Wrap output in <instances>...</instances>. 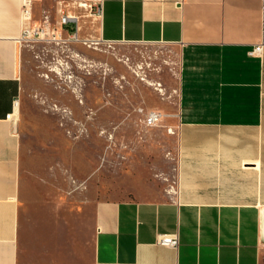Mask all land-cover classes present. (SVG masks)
Listing matches in <instances>:
<instances>
[{"label":"crops","instance_id":"crops-1","mask_svg":"<svg viewBox=\"0 0 264 264\" xmlns=\"http://www.w3.org/2000/svg\"><path fill=\"white\" fill-rule=\"evenodd\" d=\"M82 1L31 0V24L64 12L83 40L179 50L174 186L97 202L86 249L45 247L21 213L22 0H0V264H264V50L250 54L261 0H101V14ZM174 234L178 249L157 243Z\"/></svg>","mask_w":264,"mask_h":264},{"label":"rangeland","instance_id":"rangeland-1","mask_svg":"<svg viewBox=\"0 0 264 264\" xmlns=\"http://www.w3.org/2000/svg\"><path fill=\"white\" fill-rule=\"evenodd\" d=\"M76 21L20 56L22 218L61 253L90 246L97 202L165 199L176 173L178 48L83 40Z\"/></svg>","mask_w":264,"mask_h":264},{"label":"built area","instance_id":"built-area-1","mask_svg":"<svg viewBox=\"0 0 264 264\" xmlns=\"http://www.w3.org/2000/svg\"><path fill=\"white\" fill-rule=\"evenodd\" d=\"M32 2L31 0H22V20L25 24L24 30H23V39L25 38H37L38 36H41L46 30L47 27L44 24H48L50 17L48 15H45L43 17L44 24L42 27L40 26H33L31 24V15H32ZM97 12L101 14L102 12V4L100 0V5L97 8ZM62 25H69L71 23H76L77 19L67 15L66 13H62ZM264 50V0H261V39L258 42V44L255 45L254 49L250 52L251 55H260ZM19 106V101H15V107ZM11 115L9 116V118ZM160 115L157 113H150L147 120L149 124H153L157 121H159ZM157 243L164 247H169L173 249H178L180 245V239L178 234L174 235H160L158 237Z\"/></svg>","mask_w":264,"mask_h":264}]
</instances>
